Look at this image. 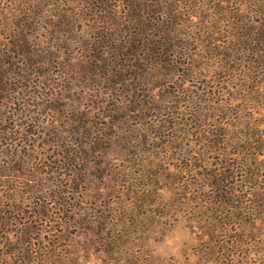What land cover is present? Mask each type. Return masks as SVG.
<instances>
[{
  "label": "trees",
  "instance_id": "1",
  "mask_svg": "<svg viewBox=\"0 0 264 264\" xmlns=\"http://www.w3.org/2000/svg\"><path fill=\"white\" fill-rule=\"evenodd\" d=\"M97 1L101 4L98 11L101 15L95 19L104 24L93 26L92 45L86 49L89 56L82 55L84 60L76 61L75 57L62 55L69 49L66 40L70 39L68 36L62 38L66 31L61 33L60 29L80 19L81 11L77 8L72 13L63 10L50 16L55 30L43 49L40 48L43 41L28 28L35 17L27 15L20 18L19 24L11 22L6 26L14 33L9 39L5 38V49L0 52V143H6L2 145V158L6 160L0 158V183L10 185L2 180L8 176L16 183L3 191L9 204L0 200V229L9 235L13 232L11 226L18 225L21 247L11 249L8 254H19L23 260L25 251L28 249L29 252L36 244L25 237L33 231L29 230L31 226L24 227L19 222L20 214L29 221L39 218L56 223L58 220H52L53 216L64 223L75 219L82 203L74 195L80 189L75 184L82 186L95 178L91 169L101 171L98 167L102 162L95 167L89 156L104 153V145L111 139L110 129L127 127L130 128L127 132L132 135L140 133L139 127L135 130L130 127L134 126L129 124L134 117L136 123L149 132V138H140L139 142L152 147L156 146L151 144L155 140H163V147L183 146V134L199 137L201 152L211 151L219 157L220 162L210 165V168L214 165V170L207 169L201 180L208 182L219 204L227 207L226 216L229 219L239 214L256 216L257 203H249L246 195H240L237 186L248 187L258 181V171L264 170V162L260 160L264 155V121L251 117L234 128L229 123V106L236 99L243 103L237 111L264 110V0L246 1L247 10L223 7L235 0H214L213 7L218 9L221 17L213 23L212 14L203 16L205 25L202 31L198 29L200 34L194 33L195 30L186 23L199 15L201 18V14L185 9L203 6L198 0H119L124 6V15L120 16L118 9L114 13L109 10L112 0ZM253 7L249 13L255 19L248 16ZM26 8L27 12H32ZM223 35L224 39L221 38ZM208 61H214V64ZM207 72L215 75L209 76ZM93 77L96 78L95 85L90 83L94 81ZM76 81L89 83L81 86L85 89L82 101L103 99L101 104L93 103L91 111L106 120V125L96 128L88 120L87 112L76 111L75 120L65 123L70 129L60 130L57 121L47 123L45 130L39 131L49 138L43 149L46 152L29 149L22 154L16 146L19 143L26 145L23 135L28 133L27 128L32 125L39 129L43 124H31L23 119L36 112L46 115L48 112L59 113L64 108L69 110V105L59 106L55 102L59 98L72 100L65 93L79 85ZM31 82L39 89L47 86L57 94L51 92L42 98L43 92L39 91L38 95L29 89ZM190 82L195 85L187 86ZM210 82L219 84L216 85L218 89L211 91L208 88ZM102 85L106 92L100 91L104 89ZM159 90L162 96L157 92ZM15 102L21 103L22 107L12 111ZM32 107L36 110H31ZM211 112L215 114L210 115ZM9 113L17 117L11 126L7 125ZM224 114L225 118L220 117ZM146 119L150 121L145 123ZM170 129L171 133L165 134V130ZM27 135L33 137L35 134ZM134 140L131 137L130 141ZM183 150L187 151V148L183 147ZM50 154L53 160L45 165L48 170L38 171L32 161L37 156L41 159ZM188 159L185 169L192 170L196 166L206 169L193 158ZM63 169H69L70 174H63ZM25 180L30 184L24 185ZM40 186L46 190H41ZM71 195H74V201H71ZM31 198L37 200L30 202L27 212L20 205ZM244 217L247 216H243L242 221L246 220ZM61 240L62 235H57L56 243ZM4 245L11 246L14 242L7 241Z\"/></svg>",
  "mask_w": 264,
  "mask_h": 264
},
{
  "label": "rangeland",
  "instance_id": "2",
  "mask_svg": "<svg viewBox=\"0 0 264 264\" xmlns=\"http://www.w3.org/2000/svg\"><path fill=\"white\" fill-rule=\"evenodd\" d=\"M213 1L198 0L203 3V6L201 4L189 9L185 8L190 12L198 11V14H201V18L199 15L186 23L196 31L194 33L200 34L199 28L202 31L201 28L205 25L203 16L208 17L206 15L212 14L213 23L220 19L221 15L218 14V9L213 7ZM246 1L252 0H235L231 5L223 4V7L247 10L249 5ZM100 6L97 0L92 2L89 0H0V52L5 49L3 46L5 40L14 33L13 30L6 29L9 23L19 24L20 18L27 15L35 17L28 28L41 39L40 41H43L40 47L43 49L42 46L47 45V42L51 40V33L55 30L49 21L53 20L50 16L63 10L72 13L77 8V11H81L80 19L73 20L72 25L61 28L60 32L64 33L65 30L67 34H62L61 37L65 39L68 36L70 39L66 40L69 49L62 55L75 57L76 61H79L83 59V54L88 55L86 49L92 45L90 39H93L94 35L93 26L104 24L99 23V19H95L101 15L98 14ZM26 7L32 9V12H27ZM87 8L88 11H86ZM116 9L119 16L124 15L122 3L119 0H112L109 3V10L114 13ZM252 10L254 7L249 9L248 16L255 19L256 17L249 13ZM224 37L223 35L221 38L224 39ZM208 62L214 64V61ZM207 74L215 75L214 72H207ZM92 80L94 81L90 82L91 85H95L96 78L93 77ZM77 83L79 85L74 90L65 93L73 98L72 100L59 98L55 102L59 106L69 105V110L64 108L59 113L48 112L49 114L46 115H38L36 112L23 119L31 124L33 122L43 124L39 129H35L32 125L27 128V134L35 135L33 137L23 135L24 140L27 141L26 145L19 143L16 146L22 154L27 153L29 149L38 150L40 153L46 152L43 149L45 141L49 138L39 131L45 130L47 123L55 124L57 121L60 130L70 129L71 127L66 126L65 123L75 120L76 111L87 112L88 120L96 128L106 125V120L100 119L97 112L91 111V105L101 104L103 99L100 101L93 99V102L82 101L81 96L85 89L81 86L89 83L84 81ZM23 84L27 83L23 82ZM189 85L193 86L195 82H190L187 86ZM216 85L219 84L210 82L208 88L211 91L216 90L218 89ZM17 86H19L18 83L15 87ZM28 86L38 95L39 91L43 92V95L40 94L42 98L49 96L51 92L56 93L49 90L47 86L39 89L34 82L28 83ZM102 87L105 86L102 85ZM101 89L102 93L106 92L105 88ZM157 92L160 95L162 91ZM241 104L243 103L235 99L229 106L231 126L236 128L238 125L245 124L251 117L264 121L263 109L237 111V107ZM182 106L185 107L183 103ZM21 107V103L15 102L12 105V111L20 110ZM31 110L36 109L32 107ZM222 116L225 118V114L220 115ZM15 118L17 117L13 114H7V125L11 126ZM136 122L137 119L134 117L129 123L134 126L130 127H134V130L139 127L140 133L132 135L127 132L130 129L127 127L110 129L111 139L104 145L106 147L104 153L89 156V160L93 161L92 164L95 167L102 162V165L98 167L101 171L91 169L92 175H96L95 178H91L82 186L75 184V187L80 189L74 195L79 202H82L79 204V210L76 211L78 214L75 219L64 223L53 216L52 220H58L56 223L39 218L36 221L34 219L29 221L20 214L19 222L24 227L31 226L29 230L33 231L30 236L25 237L36 244L30 249L33 252L30 250L28 252V249L25 251L24 260L19 254H8L11 249L18 250L21 247L22 237L19 234L18 225L15 223L11 226L10 229L13 232L9 235L3 234L0 229V264H264V170L258 171L260 174L258 181L249 184L248 187L237 186L240 195H246L249 203H257L256 216L239 214L229 219L226 216L227 207L219 204V199L217 195L214 196L208 182L201 180L207 169L214 170V165L211 168L210 165L220 162L217 153L203 150L201 152L200 141H197L199 137L195 135L183 134L184 144L183 146L176 144V148L175 144L171 147H163V140L151 142L152 145H156L155 147L143 144L139 142V139L149 138V132ZM165 131V134L171 133V129ZM131 137L135 140L130 141ZM4 144L0 143L2 160H6L2 158ZM183 147L187 148V151H184ZM50 157L51 154L41 159L37 156V159L32 162L38 171L43 172L48 170L45 165L53 160ZM189 157L206 169L198 166L192 170L185 169ZM260 158L261 162H264V155ZM62 173L67 176L70 170L63 169ZM2 180L10 184L0 183V200H4L8 205L4 197L6 193L3 191L15 185L16 182L11 181L14 180L11 176ZM27 184L30 183L25 180L24 185ZM40 189L46 190L42 186ZM22 191L25 192L26 189L23 188ZM74 195L70 198L73 199ZM36 200L31 198L28 203H17V205L21 204L20 206L29 212L30 202L34 203ZM243 216L247 217H244L246 220L242 221ZM258 217L260 219L256 220ZM61 225L62 227H59ZM56 228L57 230L53 231ZM57 235H62V240L58 244L55 241ZM7 241L14 242V245H4Z\"/></svg>",
  "mask_w": 264,
  "mask_h": 264
}]
</instances>
